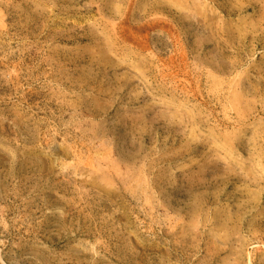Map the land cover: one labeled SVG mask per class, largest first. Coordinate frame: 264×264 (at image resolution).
<instances>
[{"label": "rangeland", "instance_id": "obj_1", "mask_svg": "<svg viewBox=\"0 0 264 264\" xmlns=\"http://www.w3.org/2000/svg\"><path fill=\"white\" fill-rule=\"evenodd\" d=\"M0 264H264V0H0Z\"/></svg>", "mask_w": 264, "mask_h": 264}]
</instances>
